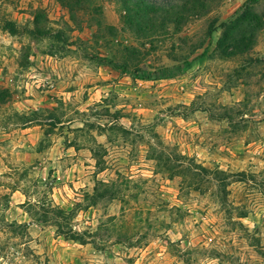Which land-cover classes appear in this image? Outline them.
Masks as SVG:
<instances>
[{"label":"rangeland","instance_id":"1","mask_svg":"<svg viewBox=\"0 0 264 264\" xmlns=\"http://www.w3.org/2000/svg\"><path fill=\"white\" fill-rule=\"evenodd\" d=\"M218 3L0 0V264H264V67L229 58L247 13L215 50L169 43Z\"/></svg>","mask_w":264,"mask_h":264},{"label":"clouds","instance_id":"2","mask_svg":"<svg viewBox=\"0 0 264 264\" xmlns=\"http://www.w3.org/2000/svg\"><path fill=\"white\" fill-rule=\"evenodd\" d=\"M246 13L249 26L246 33L248 43L240 51L229 55V58L232 62V67L236 69L247 68L250 63L264 67V0H261L259 8L250 3V0H219L217 6L208 11V26L202 30L185 32L184 36L187 39L183 45L174 39H171L169 43L175 42L177 51L180 48H183L184 51H189L194 47H202L210 51L215 50L218 37L224 32L222 25L236 24ZM29 27L31 28L33 25H29ZM8 43V40L4 41L5 45ZM4 54L7 55L6 49ZM207 63L206 59L205 64ZM261 75H264V73H257L256 79H260ZM233 91L235 93L233 103L238 104L244 97L239 88H234ZM98 139L102 140L103 138L98 137ZM66 154L71 155V150Z\"/></svg>","mask_w":264,"mask_h":264},{"label":"trees","instance_id":"3","mask_svg":"<svg viewBox=\"0 0 264 264\" xmlns=\"http://www.w3.org/2000/svg\"><path fill=\"white\" fill-rule=\"evenodd\" d=\"M129 0H125V3H128ZM153 3V4H160V3H164L166 6H169V8L164 9L165 14H166V18L168 19V22H173L175 19V22L177 23H181V22H185L188 20V18L190 16H192L196 10L199 9H204L205 6L207 5L208 2H210L211 0H177L180 1L182 4L180 5L179 8H181L182 10L180 11V18L176 17L173 15L174 10L176 8V6L174 5L173 2H171V0H143V2H148ZM175 1V0H172ZM161 11V10H160ZM159 12V10H152L150 9L149 11H146L143 8L138 7L137 9V13L133 14V16H137V25H143L144 23L146 24V27H148L149 29H151L153 27V23L151 21L156 20V13ZM173 19V20H172ZM220 44V41L218 42ZM14 190H17L16 188ZM53 215H55V217H57L60 220H65L67 218H69V215L65 212H63L62 210H57L56 212L52 213ZM57 226V232L59 234H63L64 236L71 238V239H78L81 241H86L84 238V234H80L79 232L73 230V228H68V230H62V227H64V224H55Z\"/></svg>","mask_w":264,"mask_h":264}]
</instances>
